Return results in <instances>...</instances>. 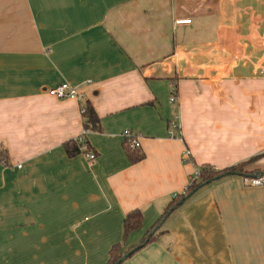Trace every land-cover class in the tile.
I'll list each match as a JSON object with an SVG mask.
<instances>
[{"label":"crops","instance_id":"obj_1","mask_svg":"<svg viewBox=\"0 0 264 264\" xmlns=\"http://www.w3.org/2000/svg\"><path fill=\"white\" fill-rule=\"evenodd\" d=\"M63 83L83 100L48 96ZM255 157L264 175V0H0V264H107L199 168ZM152 238L121 264H264V185L216 180Z\"/></svg>","mask_w":264,"mask_h":264},{"label":"trees","instance_id":"obj_2","mask_svg":"<svg viewBox=\"0 0 264 264\" xmlns=\"http://www.w3.org/2000/svg\"><path fill=\"white\" fill-rule=\"evenodd\" d=\"M81 115L84 122L85 131L91 130L95 131L98 129L99 119L95 111L89 102L84 103L81 108ZM83 153L89 152V147H87V143L84 144ZM82 144H78L76 142H67L63 145L66 155L68 157H75L80 154V149H83ZM130 154V153H129ZM130 159L132 162L136 163L142 159V155H140L137 151L133 154H130ZM258 157L251 158L248 161L239 163L230 168L224 170H214L209 166H202L197 170L195 177L191 180L190 184L187 186L185 191L182 194H178L173 197L168 206L165 208L164 212L161 214V217L152 228L150 232H148L145 237L135 246L129 248L125 252H121L120 244L114 245L110 251L108 256L107 264H121L118 263L119 260L126 256L125 260L129 258L136 251L144 248L147 244L152 242L154 239L152 238L153 234L161 227V225L170 217V215L175 212L181 205L180 202H185L189 197H191L196 191L201 189L202 187L211 184L212 182L219 180L223 177L238 175L242 177H256V171H250L247 168L257 160ZM264 174V173H263ZM141 213L139 211H133L129 213L124 220L123 223V239H125L132 231H135L139 228L141 224ZM132 251V253H129Z\"/></svg>","mask_w":264,"mask_h":264},{"label":"built area","instance_id":"obj_3","mask_svg":"<svg viewBox=\"0 0 264 264\" xmlns=\"http://www.w3.org/2000/svg\"><path fill=\"white\" fill-rule=\"evenodd\" d=\"M190 20H178L176 21L177 25H182V24H189ZM175 93V91L173 92ZM48 96H50L53 99L56 100H83L81 96V93L79 90L73 86H70L68 83H63L53 89H50L47 91ZM176 101V96L175 94H172L170 98V102L174 103ZM124 142L125 149L129 153H134L140 149V143H139V138L132 133L130 130H124L121 134ZM78 144H81L82 142L77 141ZM85 158L88 161H92L95 159V156L91 152L83 153ZM186 155H189L188 153H185ZM0 162L2 164H5V159H1ZM20 167V166H18ZM245 182L249 186H261L264 185V177L263 178H258V179H248L245 178Z\"/></svg>","mask_w":264,"mask_h":264},{"label":"rangeland","instance_id":"obj_4","mask_svg":"<svg viewBox=\"0 0 264 264\" xmlns=\"http://www.w3.org/2000/svg\"><path fill=\"white\" fill-rule=\"evenodd\" d=\"M196 172H197V171H196ZM195 175H196V173H195ZM263 176H264V175L259 176V175L257 174L256 177H252V178L247 177V178H248V179H258V178H260V177L263 178ZM208 185H209V184H208ZM206 186H207V185H206ZM204 187H205V186H204ZM202 188H203V187H202ZM189 198H190V197H189ZM183 203H184V202H183ZM183 203H182V204H183ZM182 204H180V205H182Z\"/></svg>","mask_w":264,"mask_h":264},{"label":"water","instance_id":"obj_5","mask_svg":"<svg viewBox=\"0 0 264 264\" xmlns=\"http://www.w3.org/2000/svg\"><path fill=\"white\" fill-rule=\"evenodd\" d=\"M182 203H183V201L180 202V204H182ZM129 253H132V251H130ZM125 258H126V256H123V257L119 260L118 263H121L122 261H124Z\"/></svg>","mask_w":264,"mask_h":264}]
</instances>
